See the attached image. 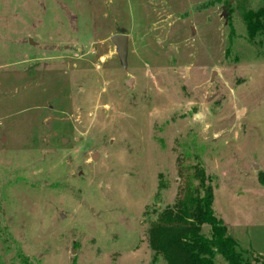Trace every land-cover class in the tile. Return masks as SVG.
<instances>
[{
	"label": "rangeland",
	"instance_id": "rangeland-1",
	"mask_svg": "<svg viewBox=\"0 0 264 264\" xmlns=\"http://www.w3.org/2000/svg\"><path fill=\"white\" fill-rule=\"evenodd\" d=\"M259 9L0 0V264H167L150 229L210 185L228 235L264 260Z\"/></svg>",
	"mask_w": 264,
	"mask_h": 264
},
{
	"label": "trees",
	"instance_id": "trees-1",
	"mask_svg": "<svg viewBox=\"0 0 264 264\" xmlns=\"http://www.w3.org/2000/svg\"><path fill=\"white\" fill-rule=\"evenodd\" d=\"M245 20L251 39L264 35L263 9L249 11ZM202 193L160 212L161 225L148 233V243L155 254L167 264H218L217 257L226 264H264V260L253 261L247 252H241L238 242L228 235V228L213 209L212 186H205ZM205 226L211 228L209 238L203 234Z\"/></svg>",
	"mask_w": 264,
	"mask_h": 264
},
{
	"label": "water",
	"instance_id": "water-1",
	"mask_svg": "<svg viewBox=\"0 0 264 264\" xmlns=\"http://www.w3.org/2000/svg\"><path fill=\"white\" fill-rule=\"evenodd\" d=\"M112 44L117 48V55L120 61V64L125 68L127 67V58L129 53V36L127 35H114L111 38ZM133 83V80H130L128 82V85H131ZM97 158V154H94L92 156V160L94 161Z\"/></svg>",
	"mask_w": 264,
	"mask_h": 264
}]
</instances>
